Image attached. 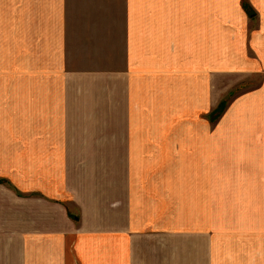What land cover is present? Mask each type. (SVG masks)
Listing matches in <instances>:
<instances>
[{
  "label": "crops",
  "instance_id": "1",
  "mask_svg": "<svg viewBox=\"0 0 264 264\" xmlns=\"http://www.w3.org/2000/svg\"><path fill=\"white\" fill-rule=\"evenodd\" d=\"M0 264H264V0H0Z\"/></svg>",
  "mask_w": 264,
  "mask_h": 264
},
{
  "label": "rangeland",
  "instance_id": "2",
  "mask_svg": "<svg viewBox=\"0 0 264 264\" xmlns=\"http://www.w3.org/2000/svg\"><path fill=\"white\" fill-rule=\"evenodd\" d=\"M258 84H260V79H257V78H254V80L250 83H246L244 85H242L241 87L233 90V92H231L228 96V98L226 99V101H222L219 106H218V109L216 111V113L213 115L214 118H218L220 117V115L223 113L225 107H226V104L229 102H231V98L236 96L235 94H239L241 92H244L246 90H249L250 88L254 87V86H257ZM225 100V99H224ZM228 103V104H229ZM227 104V105H228ZM75 220V219H74Z\"/></svg>",
  "mask_w": 264,
  "mask_h": 264
},
{
  "label": "trees",
  "instance_id": "3",
  "mask_svg": "<svg viewBox=\"0 0 264 264\" xmlns=\"http://www.w3.org/2000/svg\"><path fill=\"white\" fill-rule=\"evenodd\" d=\"M243 7L246 9L247 8V6H246V4L245 3H243Z\"/></svg>",
  "mask_w": 264,
  "mask_h": 264
}]
</instances>
